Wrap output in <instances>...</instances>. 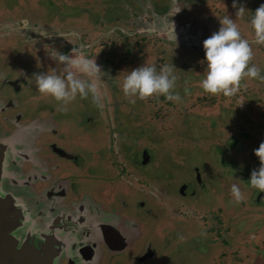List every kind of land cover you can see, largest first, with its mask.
Listing matches in <instances>:
<instances>
[{
	"label": "rangeland",
	"instance_id": "374dc122",
	"mask_svg": "<svg viewBox=\"0 0 264 264\" xmlns=\"http://www.w3.org/2000/svg\"><path fill=\"white\" fill-rule=\"evenodd\" d=\"M23 1L24 3L19 0H0V27L2 29H4L2 26L6 21L3 19L5 14H9L7 16L13 17V19L18 16L25 17L29 21L28 23L36 21L41 14L44 15L43 13L49 15L46 9L43 12L41 9H33L28 0ZM41 1L51 2V0ZM155 1L52 0L53 5L57 8L55 10L64 13L60 20L51 21L54 28L50 30L47 29L49 27L44 26L40 30L39 26L30 23L28 25L30 26V36H28V32H24L27 26L20 24L16 27L22 32L20 36L29 42H38L42 37L41 34L44 39H52V43L48 44L49 47L51 46V51L48 49L49 52H63L61 49L65 50L66 46H70L66 54L73 56L81 55L80 40L78 39L81 34L79 28L82 29L83 34L86 31L93 33L88 38V46L92 48L89 51L96 53L97 46L92 43L93 39L96 44L106 41L103 43V50L111 48L104 44L113 42L117 54L115 57L113 56L112 61L111 59L107 61L108 69L103 70L101 64H98L101 66V71L108 73L111 77V80H108L107 75H102L99 79L100 102L102 104L100 109L93 103L90 96L81 98L77 95L67 104L61 105L50 96L37 92L32 75L46 72L51 68L59 72L63 65L52 59L47 51H40L44 55H39L33 53L31 49L29 51L33 56L32 60L26 62L28 57L24 54H28L27 51L21 53L25 50L24 48L21 50L20 46H14L15 43L5 42L6 40L3 39L7 37H3L0 40V82L3 84L2 76L6 71L10 73L7 75H14L12 74L13 69L5 67L4 64L10 62V65L22 66L20 70L29 72L30 80L32 79L33 83L32 88L23 90L24 92H18L12 87L6 86V97L18 99L21 102L25 100L27 105L22 111L24 119L35 116L39 123L34 130L36 137L47 135L49 132L48 137L56 136L55 131H58L57 127L60 124L68 136L62 135L65 139L60 137V141L67 144L68 147L76 146L78 150L84 151L83 155H92L94 149L99 147L98 150H101L99 153L106 161L109 151L108 144L111 142L108 133L116 136V156L115 159H111L116 162L115 170L122 174L126 173V165L134 167L133 170L137 172L136 180H133L136 186L134 184L123 185L126 187L125 197L128 201L130 199L137 202L151 195L156 199V203L161 205H157L156 210H153L154 219L156 214L159 216L158 211H163L164 215L171 217L170 220L174 228L177 226L179 229V224L182 222L173 218L174 215L187 212L188 215H193L195 220H199V216H207L206 222L185 224L191 225L192 229L199 233L204 229L203 233L205 234L202 236L203 234L193 232L191 237L195 239L193 242H186L188 249L193 246L199 249L204 244L203 240L209 236L211 242L210 250L206 247L207 244H204V249L208 250L207 253H204L203 250L200 253H195V251L189 253L190 264H203L210 261L211 264H263L264 202L255 204L259 192L246 185L250 170L259 165L258 158L252 154L253 149L264 137V80L245 77L236 97H228V100L220 97L221 94H215V97V95L205 93L199 87V81L203 78V67L198 68L196 65H201V63L193 62V66L189 67L185 62L186 57L183 55L184 45H180L179 50H176L172 49L176 44H166L167 35L173 27L174 30L179 31L194 21L199 23V29L206 30L211 25L210 21L218 22L219 15L223 11L234 19L241 36L244 35L251 44L250 48L254 57H251L249 63L255 64L264 71V44L254 42L253 30L248 23L250 8L255 4V0H237L236 6L242 5L248 8L246 12H242V18L235 17L236 8L233 7L232 0H185L186 9L178 8L174 0L173 6L167 7L164 0V4L159 8L162 15L168 19V26L160 28L155 24L148 25L146 23L151 6L158 7ZM169 1L166 0V2ZM260 2L264 3V0ZM117 7L119 17L126 14L122 13L123 10H127V18L116 19L118 21L116 26L120 28L118 31L122 34L106 37L107 32L112 30L113 23L106 19L104 23L98 25L93 15L98 13L99 19H102L109 9H113L116 13ZM76 8L80 9L79 16L70 14V12H76L74 11ZM113 15L110 16L113 17ZM74 21H79L77 26L70 25V22L73 24ZM63 24L66 25L63 26ZM13 27L15 25H12L11 29L6 30L4 34H9ZM144 28L147 29L146 33L141 31ZM73 35L75 36L70 40ZM143 35L146 36L144 39L141 38ZM58 36H63V38L58 39ZM102 36V40H99L98 37ZM38 46H34V48L39 50ZM128 50L131 52L129 53ZM4 52L6 53L4 54ZM134 53L132 59L130 54ZM108 55L109 53L103 58L106 59ZM143 63L151 64L157 70L161 65L172 67L177 79L175 87L171 91L178 94L179 99L171 100L165 99L163 95H153L143 100L135 99L134 103H129L120 91L119 83L128 70ZM215 98L216 105L212 106V100ZM234 99L239 101L232 106L237 104L236 107L240 111L239 114L229 115V109L226 107ZM34 103L36 106L31 109ZM47 105H49L47 107L49 110L51 107L56 109L55 112L50 111V115L53 118L56 117L58 125L53 124L52 118L45 120L39 116L40 111L43 112L44 106ZM61 108L63 110H60ZM235 117L237 121L234 120ZM248 118L249 120H247ZM108 127L109 129L106 131L105 128ZM80 128L84 132L81 133ZM114 131L115 134H113ZM79 134L81 139H78L76 141L78 144H75L74 139ZM89 136L93 137L88 139ZM235 139L238 142L233 145L232 142ZM253 142L255 146H252ZM144 147L150 152L151 160L149 164L142 165L143 168L137 170L136 164L134 165L135 160L131 157H134ZM89 155L85 156L86 160L89 159ZM230 159L235 160V166L231 162L234 160ZM196 167L202 171V177L206 184L196 196L182 197L178 193V188L182 183L194 180ZM132 174L134 173L132 172ZM125 175L130 178L129 175ZM116 177L122 178L119 174ZM96 181H99V178H94V184ZM193 182L195 183L194 188L199 186L196 181ZM232 183L237 184L241 189L243 199L239 203L232 202L230 199L229 185ZM91 188H94L93 185ZM121 191L122 189L119 193ZM158 193L161 195L159 199ZM150 201L151 204H154L152 200ZM132 205L130 204V206ZM154 206L156 207V204ZM188 215H185L184 218H188ZM237 217L240 218L239 222L243 225L247 218H249L248 221L252 219L249 226L252 231L249 235L244 233L241 226L237 227L236 231L234 218ZM151 218L149 220H152ZM256 239L258 246H252Z\"/></svg>",
	"mask_w": 264,
	"mask_h": 264
},
{
	"label": "flooded vegetation",
	"instance_id": "af4514ba",
	"mask_svg": "<svg viewBox=\"0 0 264 264\" xmlns=\"http://www.w3.org/2000/svg\"><path fill=\"white\" fill-rule=\"evenodd\" d=\"M19 1L24 3L23 0ZM174 1L177 3L178 8H187L185 0ZM260 1L261 0H255V4L250 8V11H254L255 8L261 4ZM155 2L158 7L154 5L151 6L149 18L146 23L148 25L155 24L159 28L168 26V19L162 15L159 8V6L162 7V4H164V0ZM172 2L173 0H170L169 2H166L165 0L167 7H172ZM28 3L33 6V9H41L42 12L46 9L47 13H49V15L43 13L44 15L41 14L39 19L30 22L33 23L32 25L39 26L40 30H42L44 26L49 27L47 29L51 30V28H54L52 27L51 21H57L63 18L64 13L55 10L57 8L53 5L52 0L50 3L42 2L41 0H28ZM247 10L248 8L244 7L243 13ZM74 11L76 12H70V14H76V16H79L80 9L77 10L76 8ZM118 12L117 7L116 13L113 9H109L108 12H106V16L102 19H99L98 13L93 15V18L98 22V25L104 23L106 19L110 20V23H113L111 26L112 30L107 32L106 37L108 35L115 37L122 34L118 31L120 28L116 26V23L118 22L116 19L122 20L123 18H127V10H123L122 13L126 14H122L120 17L117 15ZM66 13L68 12L66 11ZM111 14H114L113 17L110 16ZM5 15L6 16L3 19H6V21H4V25L2 26L4 29L0 27V40H2L3 37H7L3 39L6 40L5 42L8 41L10 44L15 43L14 46H20L21 50L25 49L21 53L27 51L28 54H24L28 57L26 62H30L33 57L29 51L30 49L33 50V53H38L39 55L45 51L49 52L48 49L50 50L51 46L49 47L48 44L52 43V39H44L41 34L42 37L38 42H29L23 36H20L22 35V32L16 28L18 25L22 24L21 21L26 18L18 16L13 19V17L10 18L7 16L9 14ZM225 15L226 14L222 11L219 18H222ZM239 17L242 18L241 15ZM78 22L79 21H74L73 24L70 22V25L77 26ZM30 23H28V25ZM210 24L211 25L206 30H202L199 29L198 22L193 21V23H188L183 27L184 29L179 31L174 30L176 33V40L170 31L167 35L168 38L166 44H176L175 47H172V49L176 50H179L181 47L180 45H184L185 49H183V55L186 57L185 62L188 63L189 67H192L193 62H197L203 58L204 51L201 42L213 31L218 29L219 19L218 22H215L214 20L213 22L210 21ZM12 25H15V27L12 28V31H10L9 34L5 35V31L10 30ZM28 25L24 32L27 31V35L30 36V26ZM65 25L66 24H63V26ZM79 30L81 32L78 37L80 40L79 46L81 47L79 48H81V55H85V57L93 60L95 59L97 64H101L103 70L108 69L107 61L110 59L112 61L113 56L115 57L117 54L114 50V43L107 42L104 45H109L111 48H109V50L108 48H104L106 50H103V43L106 41H103L102 43L99 42V40H102L103 36L98 37L100 38L98 40L99 44H96L93 39L92 43L97 46L96 53H94L93 51H89L92 50V48L88 46V38L91 34L93 35V33L86 31V33L83 34L82 29L79 28ZM141 31L142 33H146L147 29L144 28ZM98 33L101 32L98 31ZM74 36L75 35L71 36L70 40H72ZM145 37V35L141 36L143 39ZM242 37L244 38L245 36L243 35ZM57 38L62 39L63 36H58ZM34 46H38L39 50H36ZM69 49L70 46H66L65 50H61L66 54ZM5 51L9 50L5 49ZM40 51L42 52L40 53ZM128 52L130 53L131 51L128 50ZM5 53L6 52H4V54ZM107 53H109V55L106 59L103 58ZM42 55H44V53ZM134 55L135 53L130 54L132 59L134 58ZM19 57L18 59H20ZM22 57L23 55L21 54V58ZM252 57H254L253 53ZM9 63H4L5 67L12 68V74L14 75H7L10 73L6 71L3 73L5 75L2 76L3 84L0 82V100L3 103L2 105L8 107L4 112L0 113L1 125L3 124L2 126L5 130L13 131L15 136L18 137L17 139L21 141L24 152L30 154L31 158L29 160H24L22 167L25 175L30 180L27 185L40 198L41 208L48 212L47 214H49L51 218L50 223L55 227L57 232H62L64 241L68 244V247L61 249V253L56 250L47 251L51 253V255L44 256L45 264H52L51 260H53V264H190L189 253L191 251L200 253L203 250L204 253H207L208 250L204 249V244H207L206 247L210 250V236L203 240L204 244L202 247H199V249L195 246L188 249L186 246V242L189 243L190 241H194L195 238L191 237L193 232L203 234L202 236L205 234L203 233L204 229L199 233V231L192 229L191 225L187 226L185 224L189 222H206L208 219L207 216L202 215L199 216V220H195V217L193 215H188L187 212H183L180 215H174L173 218H177L182 222L179 224L180 228L177 229V226L174 228V225L170 220L171 217L164 215L163 211H158L160 217L156 214V218L154 219L152 212H154L153 210H156L157 205H161L159 203L157 204L156 199L151 197V195L149 197L147 196L146 199L137 202L130 199L128 201L127 197H125L126 187L123 185H133L135 183L133 180H136L135 177L137 172L133 170L134 167L126 165V173L122 174L120 171L115 170L116 162L111 159H115L116 156V136H113L112 133H108L111 142L108 144L109 151L107 155L108 159L106 158V161L99 153V151H101L100 149L98 150L99 147L94 149L92 155H83L84 151L82 152V150H78L76 146L68 147L67 144L60 141V137L65 139V137L68 136H66V131H63L64 129L61 125H58L56 117L53 118L50 115V111L55 112L56 109L51 107L49 110L47 109L49 105H47L44 106L45 109L43 112L40 111L39 113L37 111V113H39V116L45 120H50V118H52L53 124L58 125V131H55L57 135L48 137V135H50L49 132L47 135L36 137L34 130L39 123L35 116L24 119L22 111L27 105L25 100L21 102L18 99H10L8 96L6 97L5 91L6 86H10L18 92L29 90L33 85L31 81L32 79L30 80L29 72L20 70V67L22 66L18 67L17 65H10ZM196 66L198 68L203 67L202 64ZM183 67L185 68L186 66ZM260 70L261 74H264L262 68ZM106 78L111 80L109 75ZM243 82L244 78H242L236 94L240 92L239 88ZM34 106H36L35 103L31 106V109H34ZM101 106L102 104L100 102L99 109ZM228 107H226V109H228ZM100 114H102V111H100ZM247 120H249V118ZM105 129L107 131L109 127ZM79 130L81 133L84 132L82 128ZM115 133L116 132L114 131L113 134ZM91 137L93 136L87 138L91 139ZM78 139H81L80 134L74 139L75 144H78L76 142ZM262 139H264V137ZM260 142H258V145ZM252 146H255L254 142ZM145 153L149 156L146 163L143 162ZM252 154L254 155L253 152ZM86 155H89L88 160L85 158ZM131 158L135 160L134 165L136 164L138 170L143 168L142 165L145 166L149 164L151 154L144 147L143 150H139L136 155ZM231 162H233V166L236 165L235 160ZM132 172L134 174H132ZM195 173L196 176L193 181H196L199 186L194 188L193 185L195 183L193 181L182 183V186H186L184 192H181V185L178 188V193L182 197L196 196L198 191L205 186L206 183L202 177V171L196 167ZM117 174L122 178H117ZM125 174L129 175L130 178ZM94 178H99V181H96V184H94ZM91 185H93L94 188H91ZM120 189H122L121 193H119ZM160 194H157L158 199L161 196ZM258 195L257 200L260 201L259 203L264 202V195L260 196V192ZM150 200L156 204V207L154 204H151ZM130 204L133 205L130 206ZM185 215H188V218H184ZM149 218L152 220H149ZM183 244H185L184 247ZM55 252L58 254L54 255ZM203 264H211V261Z\"/></svg>",
	"mask_w": 264,
	"mask_h": 264
},
{
	"label": "clouds",
	"instance_id": "9594fccd",
	"mask_svg": "<svg viewBox=\"0 0 264 264\" xmlns=\"http://www.w3.org/2000/svg\"><path fill=\"white\" fill-rule=\"evenodd\" d=\"M236 4L237 0H232V5L236 8L235 17H239L244 7H236ZM21 23L27 26L28 20L24 19ZM248 23L253 30L254 42L264 44V3L251 11ZM171 34L176 40L174 27ZM201 43L204 56L198 62L203 65V78L199 81V87L205 93L230 97L237 93L242 78L264 80L261 70L255 64L249 63L252 57L249 41L241 36L234 19L228 15L219 18L218 29ZM48 55L63 67L59 72L51 68L46 72L34 73L32 78L36 91L50 96L61 105L67 104L77 95L81 98L90 96L99 107L101 92L98 80L102 75L108 76V73L101 71V66L95 59L58 51L48 52ZM176 79L173 68L168 65H161L157 70L155 66L143 63L127 71L119 83V89L129 103L153 95L177 100L178 94L171 91L175 87ZM253 153L258 158L259 165L250 170L248 185L264 193V139L253 149ZM229 196L232 202H241L243 195L237 184L229 185Z\"/></svg>",
	"mask_w": 264,
	"mask_h": 264
},
{
	"label": "water",
	"instance_id": "95a60500",
	"mask_svg": "<svg viewBox=\"0 0 264 264\" xmlns=\"http://www.w3.org/2000/svg\"><path fill=\"white\" fill-rule=\"evenodd\" d=\"M2 104L0 100V113L8 108ZM17 138L0 123V264H45L44 256L51 255L47 251L61 253L68 244L27 185L30 180L22 167L31 156ZM144 157L146 163L149 156L145 153ZM185 188L183 185L181 192Z\"/></svg>",
	"mask_w": 264,
	"mask_h": 264
},
{
	"label": "trees",
	"instance_id": "16d2710c",
	"mask_svg": "<svg viewBox=\"0 0 264 264\" xmlns=\"http://www.w3.org/2000/svg\"><path fill=\"white\" fill-rule=\"evenodd\" d=\"M237 96V94H234L233 96H230V97H236ZM221 97H223L224 99L226 98V100H228L227 98L228 97H225V96H221ZM215 100H216V98L215 99H213L212 100V106H214V105H216V102H215ZM239 100H236V99H234L230 104H229V107H228V109H229V111H228V113H229V115L230 114H239V111H240V109L238 110V108L236 107V105L235 106H232V105H234L235 103H237ZM234 120L235 121H237L236 120V117L234 118ZM242 125H243V123H242ZM237 139H235L233 142H232V144H234V145H236L237 144ZM246 186H248V184L246 185ZM259 196V195H258ZM258 196H257V198H258ZM257 198H256V201H255V204H260L259 202L260 201H258L257 200ZM239 213H241V211H239ZM249 220V218H247V221L246 222H244V225L243 224H240V222L239 221H241L240 220V218H234V222L236 223V225H235V227H236V231H237V227H239V226H241L242 227V229L244 230V233H246V234H248L249 235V233H250V231H252L251 229H249V226L251 225V220L250 221H248ZM262 221V220H261ZM238 222H239V224H238ZM238 224V225H237ZM264 224V221H263V223H262V225ZM254 241V240H253ZM252 245V244H251ZM254 245H257L258 246V241H257V239H256V241H255V243L252 245V246H254ZM261 252V251H260ZM259 252V253H260ZM263 252V251H262ZM256 259V258H255ZM264 264V263H263Z\"/></svg>",
	"mask_w": 264,
	"mask_h": 264
},
{
	"label": "crops",
	"instance_id": "0c3cea01",
	"mask_svg": "<svg viewBox=\"0 0 264 264\" xmlns=\"http://www.w3.org/2000/svg\"><path fill=\"white\" fill-rule=\"evenodd\" d=\"M262 199V198H261Z\"/></svg>",
	"mask_w": 264,
	"mask_h": 264
}]
</instances>
